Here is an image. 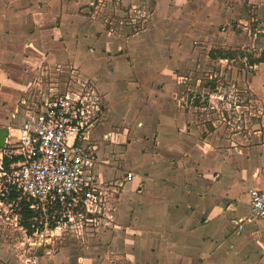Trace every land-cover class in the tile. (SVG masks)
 Here are the masks:
<instances>
[{
    "label": "crops",
    "instance_id": "crops-1",
    "mask_svg": "<svg viewBox=\"0 0 264 264\" xmlns=\"http://www.w3.org/2000/svg\"><path fill=\"white\" fill-rule=\"evenodd\" d=\"M78 1L72 3L77 10L83 4ZM155 1L159 7L157 17L181 16L183 25L171 35L175 41L181 39L185 43L197 36L196 27L187 30V22L200 14L208 15L204 19L209 17L211 21L215 9L225 3L224 0ZM182 9L187 13H182ZM0 14V35L14 37L15 24L10 23L6 29V16L11 15L9 21L18 17H14L12 9H4ZM66 25L63 35L66 33V38H70L75 30ZM207 26L208 23L203 25ZM36 31L27 36L30 48L14 57L18 75L36 74L35 84L39 85L44 69L51 70L55 64L61 70L63 62L70 58L85 75H79L65 89L90 87L99 99V117L91 134L99 162L88 176L99 189L100 213L82 226L64 232L63 237L75 236L76 244L65 242L43 264H264V223L253 220L262 225L259 229L255 224L244 226L243 222L241 230H237L233 221L244 216L228 220L225 214L238 213L242 207L249 212L248 191L264 189L261 174L264 148L254 151L252 164L245 159H238L242 160L239 163L235 158L231 168L222 157L217 161L191 157L192 140L186 131L188 125L178 93L180 82L164 76V69L170 65L167 59V65L164 62V54L170 50L178 55L182 48H166L162 41L164 30L157 29L140 35V40L148 39L146 47L135 40L114 56L107 49L110 48L107 37L93 31L84 33L77 26L76 50H72L69 41L64 51L63 41H53L52 44L60 46L53 52L34 47L39 44H32ZM88 42L97 45L89 53L84 49ZM40 67L43 71L38 70ZM16 81L0 68L1 104L2 88L9 91L11 85L21 88L15 91L17 104L8 105L12 106L8 110L10 120L28 98L27 85ZM242 165L252 168L251 173L244 170L240 174L237 168ZM213 168L220 172L219 181L208 179L207 172ZM127 173L133 175L130 181L126 180ZM228 187L233 188L231 193ZM116 203L120 225L112 221Z\"/></svg>",
    "mask_w": 264,
    "mask_h": 264
},
{
    "label": "rangeland",
    "instance_id": "rangeland-1",
    "mask_svg": "<svg viewBox=\"0 0 264 264\" xmlns=\"http://www.w3.org/2000/svg\"><path fill=\"white\" fill-rule=\"evenodd\" d=\"M82 1L83 4L78 9L82 11H78L72 6L78 0H0V11L12 9L14 17H18L9 21L11 15L6 16V29L13 23L15 25L12 28L16 32L14 37L3 38V34L0 35V68L6 71L9 79H17L16 83L27 85L25 91L28 98L25 100L28 106H38L41 94L49 87L64 90L79 79V75H85L81 74L70 58L63 62L61 70L55 64L51 70L44 69L39 85L35 84L36 74L18 75L19 69L14 57L23 55V50L30 48L27 36L32 31L37 30L32 44L39 43L34 47L57 52L60 46L52 42L63 41L64 51L69 41L74 51L77 47L75 37L78 26L84 33L93 31L107 37L110 45L108 51L117 56L127 43L135 40L146 47L148 39L140 40V35L163 29L162 41L167 45L166 48H182L178 55L172 54L170 50L164 54V62L168 60V65L170 64L164 69V76L176 83L180 82V104L185 114L184 122L188 125L186 131L192 140L189 146L194 151L191 152V157H206L216 161L222 157L223 161L227 160L229 167H232L231 161L238 159H245L251 164L255 162L254 151L264 148V63L255 62L264 56V0H255L249 4L243 0H224V6L215 9L211 21L209 17L204 19L208 15H196L187 22V30L191 31L196 27L197 36L187 43L181 39L175 41V36L171 35L174 29L183 25L181 16L157 17L159 7L155 0ZM69 6L73 9L68 10ZM182 13L187 11L182 9ZM74 20L76 23H73ZM207 23L208 26L204 28L203 25L206 26ZM65 24L69 29L75 30L70 38H66V33L63 35ZM30 25L36 28H30ZM42 37L45 38L41 39ZM96 46L88 42L84 44V49L89 53L88 50L97 48ZM38 70L43 71V68ZM9 88L11 91L1 89L4 103H0V129L7 126L15 128L19 121L17 116L10 120L8 110L17 104L15 91L21 88L13 85ZM25 106L22 105L18 113ZM235 158L237 159L233 160ZM238 161L241 163L242 160ZM237 170L244 174V170L251 173L252 168L242 165ZM195 171L197 176L201 175L198 169ZM207 174L209 181H219L220 172L217 168L208 170ZM119 175L122 176L123 172L120 171ZM227 191L231 193L233 188L228 187ZM118 209L116 203L112 211L115 225L121 224L118 222ZM8 210L5 206L0 207V253L6 251L0 254V264H29L28 259L33 257L37 258L35 264L46 262L50 255L45 254V248L36 247L34 238L14 226ZM225 214L229 220L240 215L246 217L248 211L242 207L238 213ZM249 224H255L259 229L262 227L257 221L243 223L244 226ZM37 226L42 227L39 223ZM70 237H63V233L55 237L51 244L52 254L65 242L76 244L75 236Z\"/></svg>",
    "mask_w": 264,
    "mask_h": 264
},
{
    "label": "built area",
    "instance_id": "built-area-1",
    "mask_svg": "<svg viewBox=\"0 0 264 264\" xmlns=\"http://www.w3.org/2000/svg\"><path fill=\"white\" fill-rule=\"evenodd\" d=\"M38 102L34 107L24 104L20 113L11 116L18 117L17 126L5 128L0 148V207H7L14 226L51 255L55 237L100 213L99 189L88 176L99 162L91 139L99 99L90 87H49ZM261 174L264 177V161ZM132 177L127 173L126 180ZM11 194L15 195L12 200ZM248 197V215L233 221L237 230L244 221L264 223V189H251ZM21 201L32 213L30 233L21 225ZM36 260L33 257L28 263Z\"/></svg>",
    "mask_w": 264,
    "mask_h": 264
},
{
    "label": "trees",
    "instance_id": "trees-1",
    "mask_svg": "<svg viewBox=\"0 0 264 264\" xmlns=\"http://www.w3.org/2000/svg\"><path fill=\"white\" fill-rule=\"evenodd\" d=\"M225 58V57H224ZM255 62L264 63V56L257 59ZM10 200L15 198L14 194L10 195ZM21 225L30 233L29 219L32 217V213L28 210L27 204L24 201L20 203Z\"/></svg>",
    "mask_w": 264,
    "mask_h": 264
},
{
    "label": "water",
    "instance_id": "water-1",
    "mask_svg": "<svg viewBox=\"0 0 264 264\" xmlns=\"http://www.w3.org/2000/svg\"><path fill=\"white\" fill-rule=\"evenodd\" d=\"M6 136V129H0V148L4 147V138Z\"/></svg>",
    "mask_w": 264,
    "mask_h": 264
}]
</instances>
